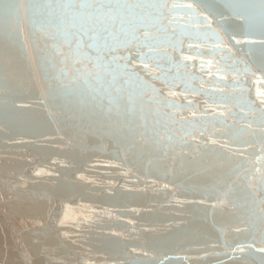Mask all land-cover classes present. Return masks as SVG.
I'll return each instance as SVG.
<instances>
[{
    "label": "water",
    "instance_id": "water-1",
    "mask_svg": "<svg viewBox=\"0 0 264 264\" xmlns=\"http://www.w3.org/2000/svg\"><path fill=\"white\" fill-rule=\"evenodd\" d=\"M0 264H264V0H0Z\"/></svg>",
    "mask_w": 264,
    "mask_h": 264
}]
</instances>
